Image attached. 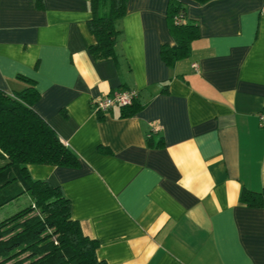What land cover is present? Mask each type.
I'll use <instances>...</instances> for the list:
<instances>
[{"label": "crops", "instance_id": "obj_1", "mask_svg": "<svg viewBox=\"0 0 264 264\" xmlns=\"http://www.w3.org/2000/svg\"><path fill=\"white\" fill-rule=\"evenodd\" d=\"M0 0V88L37 82L34 109L77 167L28 164L62 187L107 264H264V0L186 2L200 37L168 66L170 0H128L117 60L96 61L89 0ZM137 89L139 110H95Z\"/></svg>", "mask_w": 264, "mask_h": 264}, {"label": "trees", "instance_id": "obj_2", "mask_svg": "<svg viewBox=\"0 0 264 264\" xmlns=\"http://www.w3.org/2000/svg\"><path fill=\"white\" fill-rule=\"evenodd\" d=\"M203 4L209 0H192ZM88 25L96 42L88 47L96 61L117 60L116 45L128 0H89ZM39 7L43 0H37ZM167 18L174 45L163 44L160 54L170 67L189 56L191 43L200 37L199 25L186 14V2L170 0ZM180 22H176L177 19ZM26 88L8 93L0 88V208L27 194L30 202L0 221V264H107L99 259V242L86 235L72 216L70 198L48 179L33 178L28 164L77 167V153L34 109L40 98L36 80L18 75ZM130 116L140 108L138 99L121 106ZM240 202L264 207L261 191L243 189Z\"/></svg>", "mask_w": 264, "mask_h": 264}, {"label": "built area", "instance_id": "obj_3", "mask_svg": "<svg viewBox=\"0 0 264 264\" xmlns=\"http://www.w3.org/2000/svg\"><path fill=\"white\" fill-rule=\"evenodd\" d=\"M176 22H180L178 18ZM139 97L137 89H117L94 102L95 110L109 112L115 106H127L132 104ZM261 126L264 128V112L260 114Z\"/></svg>", "mask_w": 264, "mask_h": 264}, {"label": "rangeland", "instance_id": "obj_4", "mask_svg": "<svg viewBox=\"0 0 264 264\" xmlns=\"http://www.w3.org/2000/svg\"><path fill=\"white\" fill-rule=\"evenodd\" d=\"M30 202L29 195L25 194L0 208V221L21 210Z\"/></svg>", "mask_w": 264, "mask_h": 264}]
</instances>
